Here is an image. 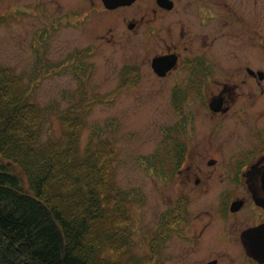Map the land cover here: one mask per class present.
<instances>
[{"label":"flooded vegetation","instance_id":"1","mask_svg":"<svg viewBox=\"0 0 264 264\" xmlns=\"http://www.w3.org/2000/svg\"><path fill=\"white\" fill-rule=\"evenodd\" d=\"M35 1L48 33L62 24L80 33L84 44L64 55L116 48L126 54L117 83L170 88L168 127L178 126L162 182L175 197L148 242L207 246L196 264H264V0ZM197 118L206 123L189 126Z\"/></svg>","mask_w":264,"mask_h":264},{"label":"trees","instance_id":"2","mask_svg":"<svg viewBox=\"0 0 264 264\" xmlns=\"http://www.w3.org/2000/svg\"><path fill=\"white\" fill-rule=\"evenodd\" d=\"M35 80L0 62V264H161L130 252L127 207L138 191L118 182L125 153L114 132L102 137L94 126L81 148L94 103L80 93L62 110L39 105ZM52 114L58 134L50 133ZM168 150L145 157L151 170L163 168ZM107 250L125 262L104 257Z\"/></svg>","mask_w":264,"mask_h":264},{"label":"rangeland","instance_id":"3","mask_svg":"<svg viewBox=\"0 0 264 264\" xmlns=\"http://www.w3.org/2000/svg\"><path fill=\"white\" fill-rule=\"evenodd\" d=\"M39 8L35 0H0V62L24 72L25 76L35 72L36 83L31 97L39 105L56 104L62 110L78 101L80 93L86 95L82 97L86 103H94L80 146L85 147L94 126L102 127V137L106 134L110 136L107 129L114 132L120 156L125 153L124 167H120L118 172L120 182L123 185H134L139 189V194L146 195L141 205L133 202L129 208L134 229L130 252L137 257L149 256L147 233L150 223L167 208L175 196L170 197L160 177L151 175L146 171V166H141L144 155L154 151V147L161 143L163 132L167 130L166 124L176 120L167 114L170 88L160 90L148 86L145 78L134 86L118 88L116 70L126 60V54L120 55L116 48H106L103 54L86 58L94 63V69L88 74L87 87L78 88L74 77L68 73L69 64L66 68L59 67L63 65L60 61L65 57V48L76 47L77 44H84V41L80 43V33L74 26L62 24L56 31L47 33L51 41L49 48L43 54L34 52L38 30L49 28V24L38 19ZM48 10L56 12L53 6ZM55 65L58 67L54 68ZM7 104L8 101H5L4 105ZM56 117L52 114L51 122L48 123L51 134L59 133ZM199 121L205 120L193 119L189 126H199ZM61 171L63 169L59 168L58 172ZM167 248V252L165 247L162 249L161 256H156L155 262L161 260L165 264H196L200 257L210 258L207 246H182L176 239H172ZM168 253L175 256L170 262ZM103 256L125 262V257L121 258L118 253L109 250L104 251ZM165 256L167 261L163 259Z\"/></svg>","mask_w":264,"mask_h":264}]
</instances>
